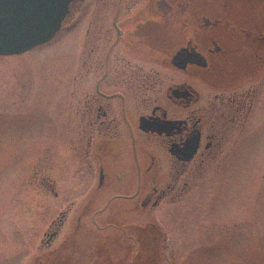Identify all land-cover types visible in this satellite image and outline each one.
I'll return each mask as SVG.
<instances>
[{"label": "flooded vegetation", "instance_id": "1", "mask_svg": "<svg viewBox=\"0 0 264 264\" xmlns=\"http://www.w3.org/2000/svg\"><path fill=\"white\" fill-rule=\"evenodd\" d=\"M82 4L84 45L69 67L65 118L56 125L64 135L55 134L49 184L59 197L66 152L70 199L49 223L44 251L32 264H62L68 253L76 264L74 246L82 242L81 264H103L90 257V245L100 249L109 241L120 259L122 245L141 232L156 241L163 222L155 214L166 202H180L192 184L224 176L218 170L225 155L250 143L252 117L261 108L264 0H73L67 18ZM183 49L204 56L206 65L187 53L178 57ZM177 208L168 210L184 214ZM148 212L149 220L138 223Z\"/></svg>", "mask_w": 264, "mask_h": 264}, {"label": "rangeland", "instance_id": "2", "mask_svg": "<svg viewBox=\"0 0 264 264\" xmlns=\"http://www.w3.org/2000/svg\"><path fill=\"white\" fill-rule=\"evenodd\" d=\"M82 6L73 9L74 14L50 40L20 54L0 55V264H32L35 254L44 251L41 238L49 223L70 199L66 190L71 182L63 175L67 173L66 152L59 162L63 167L58 177L59 197H54L49 184L57 162L55 134L64 135L56 125L65 118L72 75L69 67L84 45L87 17ZM112 12L113 8L107 20ZM160 29L158 34L166 30L165 26ZM169 72L170 80L178 78L173 67ZM263 91L261 108L258 106L262 114L257 109L252 117L250 143L225 155L227 159L218 170L226 173L224 176L192 184L176 205L164 203L162 212L155 214L163 222L156 241L146 230L141 232V241L134 238L132 245H122L120 259L109 241L100 249L90 245V257L103 264H264ZM261 121L258 129L255 126ZM174 206L184 211L183 216L171 214L168 207ZM198 206L203 208L199 212ZM149 218V212L139 214L138 223ZM71 226L66 220L65 236ZM86 245L74 246L79 252L76 264L83 262ZM68 257L69 253L63 256L62 264L73 262Z\"/></svg>", "mask_w": 264, "mask_h": 264}, {"label": "water", "instance_id": "3", "mask_svg": "<svg viewBox=\"0 0 264 264\" xmlns=\"http://www.w3.org/2000/svg\"><path fill=\"white\" fill-rule=\"evenodd\" d=\"M72 1L0 0V54H20L50 40L61 29ZM185 53L188 58L196 56L191 61L206 65L204 56L188 53L187 49H183L177 56ZM175 59L180 62L178 58ZM141 125H147L144 118L141 119ZM150 128L159 130L153 122Z\"/></svg>", "mask_w": 264, "mask_h": 264}]
</instances>
